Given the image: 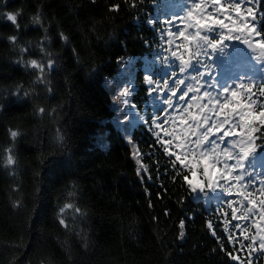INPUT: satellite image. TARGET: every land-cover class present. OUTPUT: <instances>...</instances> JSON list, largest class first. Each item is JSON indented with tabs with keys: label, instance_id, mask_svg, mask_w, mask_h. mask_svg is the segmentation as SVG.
Listing matches in <instances>:
<instances>
[{
	"label": "trees",
	"instance_id": "16d2710c",
	"mask_svg": "<svg viewBox=\"0 0 264 264\" xmlns=\"http://www.w3.org/2000/svg\"><path fill=\"white\" fill-rule=\"evenodd\" d=\"M111 3H121L122 10L109 13ZM179 3L145 0L137 12L123 0H96L94 5L89 0L0 2V13H21L19 32L0 16V92L18 84L33 86V72L15 63L20 53L7 38L17 35L21 46L31 42L33 50L24 59H40L36 45L44 33L31 25L38 12L59 62L51 73V94L37 85V97H21L19 102L14 96L0 95L4 105L0 148L11 143L9 129L23 133L16 141L15 175L0 161V264H232L206 228L212 204L194 196L179 203L187 193L165 176L139 181L130 146L113 121L116 108L105 85V79L116 77L127 63H118V58H131L139 65L134 100L144 104V76L152 72L156 57L144 43L154 40L145 13L166 18L179 11ZM61 31L69 36L68 43L60 39ZM222 62L231 63L228 58L217 61ZM158 70L154 63L153 71ZM37 105L45 107L46 113L38 115ZM57 130L66 138L63 146L56 141ZM98 133L107 134V140L102 142ZM132 134L145 152L150 150L152 137L142 126L133 128ZM155 159L160 160L162 171L165 158L157 153ZM150 171L157 175L154 165ZM73 185L75 202L87 212L77 221L76 232L83 230L80 235L66 232L58 221L61 206L71 202L67 191ZM16 201L21 202L19 207L14 206ZM192 213L194 219L189 218ZM182 218L186 237L180 241ZM84 235L86 240L81 239ZM225 247L231 250L227 242Z\"/></svg>",
	"mask_w": 264,
	"mask_h": 264
},
{
	"label": "snow or ice",
	"instance_id": "6c2138e0",
	"mask_svg": "<svg viewBox=\"0 0 264 264\" xmlns=\"http://www.w3.org/2000/svg\"><path fill=\"white\" fill-rule=\"evenodd\" d=\"M89 2L96 4V0ZM144 3L145 0H123L129 10L137 12ZM177 7L179 11L166 18L145 13L144 22L153 30L154 40L145 39L144 43L156 53L153 63L159 65V70L144 76L143 105L132 102L136 93L132 81L122 84L113 96L116 112L121 113L115 117L118 129L130 146L135 174L141 183L165 176L187 193L179 203L194 196L204 204H212L206 228L220 251L232 264H264V0H180ZM107 10L119 13L122 5L111 3ZM20 15L0 13L17 32L21 30ZM31 25L44 33L36 45L40 59H24L33 50L31 42L21 46L17 35L7 38L20 53L15 63L34 74L33 86L18 84L0 92L16 97V102L21 97H37V85L51 94V73L59 63L49 47V29L39 12L31 18ZM58 35L64 43L69 42L64 32ZM222 58L231 63H217ZM126 62L130 63L131 58H118V63ZM3 108L0 104V111ZM36 113L43 115L46 108L37 105ZM127 125L142 126L150 134L149 151L141 148ZM8 131L11 143L0 148V161L15 175L16 141L23 133L19 129ZM97 135L102 142L107 140V134ZM56 141L61 146L66 143L59 130ZM157 153L165 158L162 171L160 160L155 159ZM153 165L155 177L150 171ZM14 190L20 191L19 186ZM76 196L73 185L67 191L71 202H65L58 215L59 224L70 233L76 232L77 221L87 216L75 202ZM20 204L16 201L14 206ZM168 214L165 210L164 215ZM189 218L194 219L195 213ZM178 229L177 239L183 241L185 219L179 220ZM81 239L86 240V235ZM225 242L231 250L226 249Z\"/></svg>",
	"mask_w": 264,
	"mask_h": 264
},
{
	"label": "rangeland",
	"instance_id": "374dc122",
	"mask_svg": "<svg viewBox=\"0 0 264 264\" xmlns=\"http://www.w3.org/2000/svg\"><path fill=\"white\" fill-rule=\"evenodd\" d=\"M237 47H243V46L239 45ZM153 64L154 63L152 62L151 66H150L152 68V72H154L153 71ZM138 68H139V65L137 63H133V61H131L130 63H126V64L122 65V67H121V69H120V71L116 77L105 79V85L108 87V89L112 93V97L116 94V92L118 91V89L120 88V86L122 84H125L129 81H132L136 86V75H137ZM148 72H149V70H148ZM134 95L132 96V102L137 103L134 100ZM113 105L116 108V105L115 104H113ZM120 115H121V113L116 112L114 117H113V121L115 122L116 125H117V123H116L115 117L120 116ZM128 127H130L129 130L132 133V129H133L132 126L128 125ZM123 135H124V133H123Z\"/></svg>",
	"mask_w": 264,
	"mask_h": 264
}]
</instances>
